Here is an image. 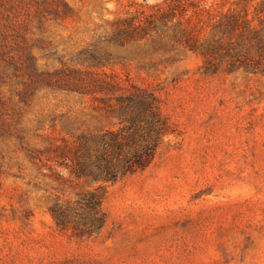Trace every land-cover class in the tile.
Listing matches in <instances>:
<instances>
[{
  "label": "rangeland",
  "instance_id": "rangeland-1",
  "mask_svg": "<svg viewBox=\"0 0 264 264\" xmlns=\"http://www.w3.org/2000/svg\"><path fill=\"white\" fill-rule=\"evenodd\" d=\"M161 1L0 0V264H264V67H203L177 19L116 36ZM237 1L202 0L198 43ZM140 92L167 123L151 164L77 178L73 141L116 130ZM93 189L103 226L74 235L75 205L60 230L48 208Z\"/></svg>",
  "mask_w": 264,
  "mask_h": 264
},
{
  "label": "trees",
  "instance_id": "trees-1",
  "mask_svg": "<svg viewBox=\"0 0 264 264\" xmlns=\"http://www.w3.org/2000/svg\"><path fill=\"white\" fill-rule=\"evenodd\" d=\"M236 5L237 8H230L219 16L209 38L201 43H198L197 30L189 20L195 14L209 15V10L202 7V0H162L150 6L153 11L148 15L121 19L115 33L118 38H141L154 29L157 22L166 25L177 19L179 40L185 48L203 58V67H216L217 62L224 67H242L245 72L250 67L253 70L264 67V0H238ZM123 108L116 130L80 135L73 141L71 170L77 178L101 182L106 188L126 174L144 170L153 161L167 132L166 120L154 97L145 92H140L137 97L132 94L125 100ZM95 189L77 195L74 201L55 200L48 208L60 230L67 229L73 222L70 209L75 205L87 208L91 218L90 225L84 229L72 225L74 235L90 236L103 226L105 218L101 202L105 190L98 193Z\"/></svg>",
  "mask_w": 264,
  "mask_h": 264
}]
</instances>
